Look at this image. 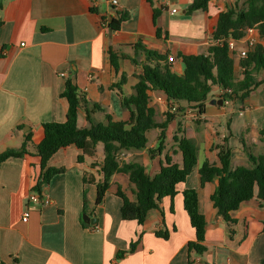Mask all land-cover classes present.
Returning a JSON list of instances; mask_svg holds the SVG:
<instances>
[{
	"label": "crops",
	"instance_id": "obj_1",
	"mask_svg": "<svg viewBox=\"0 0 264 264\" xmlns=\"http://www.w3.org/2000/svg\"><path fill=\"white\" fill-rule=\"evenodd\" d=\"M110 1L0 0V153L18 149L27 132L37 144L43 136L42 124L65 121L67 103L61 94L67 79L99 107L100 111L91 110L94 120L103 121L105 115L125 120L121 97L110 86L123 73L126 82L121 94H132L139 72L130 62L135 57L133 46L141 43L158 53L168 52L173 71L181 75L183 65L177 55L202 53L219 14L243 2L212 0L206 12L187 16L185 9L192 0H116L115 6ZM154 10L160 11L156 25ZM115 11H127L129 18L119 31L112 32L104 24ZM156 28L161 31L159 38ZM243 47L236 43V50ZM109 50L122 56L118 75L110 66ZM258 78L264 80V75ZM219 93L214 90L215 98L207 102L203 115L187 109L170 125L173 129L181 123L183 135L197 148V164L177 186L174 198H165L160 211H152L141 226L120 217L117 188L132 200L122 174L112 177L103 202L95 205L96 187L85 184L83 178L90 173L99 179L97 168L90 169V159L79 164L80 151L74 146L60 149L48 162V167L65 172L54 176L45 188L41 199L48 200L46 205L28 200L40 170L38 157L1 163L0 264H264V205L253 198L232 212L236 223L230 238L226 223L210 202L216 181L200 188L198 176L205 160L218 164L214 146L223 139L231 150L232 168L249 166L245 145L252 147L254 155L264 153V84L243 102L218 105ZM152 106L160 113L167 109L164 97L156 92ZM86 126L84 113L79 112L77 127ZM173 134L166 133L165 149L153 160L145 150L124 152L119 160L141 164L150 176L158 173L165 154L180 165ZM157 137L149 148L156 147ZM94 161H102L101 145ZM190 189L197 191L199 211L205 218L206 253L202 257L191 254L188 260L187 245L195 241V234L183 209L182 192ZM25 210L29 217L23 223ZM84 214L96 218V225L85 226ZM163 231L168 233L166 240L155 235ZM131 244H135L133 251L116 260L117 253L128 251Z\"/></svg>",
	"mask_w": 264,
	"mask_h": 264
},
{
	"label": "trees",
	"instance_id": "obj_2",
	"mask_svg": "<svg viewBox=\"0 0 264 264\" xmlns=\"http://www.w3.org/2000/svg\"><path fill=\"white\" fill-rule=\"evenodd\" d=\"M151 3V0H146ZM212 0H192L185 9L187 16L208 10ZM93 12V10H91ZM160 11L154 10L153 23L156 25ZM127 11H115L114 17L106 23L112 32L120 30L121 24L127 21ZM248 28H255L259 42L249 48L243 59L236 60L235 53L229 51L228 40L240 41L244 38ZM161 31L156 28V37ZM264 0H243L239 6L226 8L218 16L216 26L210 41L204 51L197 55H181L183 72L177 75L172 69L170 54L158 53L148 49L141 43L133 48L135 57L130 58L132 65L138 67L135 75L136 84L129 96L121 94V86L125 84V74H120L117 83L110 86L121 97V107L126 112V119L115 121L109 115L103 121H96L91 117V110L100 111L94 103L86 99L77 86L67 79L61 97L66 100L67 112L63 123L42 124V139L35 144L29 132L23 135V142L18 149H8L0 153V164L10 158H23L34 155L39 158V174L34 177L30 192L43 197L45 188L51 179L65 172V169L48 167L51 157L60 149L74 146L80 151L77 158L79 164L85 159L93 160L90 169L97 168L99 179L90 173H85V184L96 187L95 205H100L111 185L114 175L122 174L127 178L128 188L132 200L118 187L115 195L121 200L120 217L126 222H136L143 225L148 215L155 210L160 211L165 198L172 200L177 194V186L184 183L197 164V148L186 138L177 124L172 141L181 154L182 163L176 164L168 154L160 161V169L155 175H148L141 164L125 163L119 156L128 151H147L150 160L162 155L165 149L166 132L169 126L183 113L190 109L199 117L204 114L206 104L215 98L214 90L220 91L219 98L225 102L236 100L245 101L256 91L264 80L258 78L264 73ZM118 56L108 51L110 66L115 75L119 74ZM161 94L167 104L163 119L159 120V112L152 106V93ZM183 104L185 106H183ZM83 112L87 123L85 128L77 127L78 113ZM158 130L156 147L149 148L147 134ZM102 146V161L97 164V146ZM218 164L205 160L198 169L199 187L216 181V187L210 196V202L226 223L230 238L234 234L235 220L230 214L236 211L244 202L255 198L259 205H264V153L254 155L251 146H244L249 166H231V150L227 139L214 146ZM183 209L189 224L194 230L195 241L187 245L188 260L190 255L202 257L206 253L204 246L206 222L199 211L198 194L196 190L182 192ZM172 212V207H170ZM155 235L166 240V231L156 232ZM135 244H131L128 251L119 252L116 260L123 258L133 251Z\"/></svg>",
	"mask_w": 264,
	"mask_h": 264
},
{
	"label": "built area",
	"instance_id": "obj_3",
	"mask_svg": "<svg viewBox=\"0 0 264 264\" xmlns=\"http://www.w3.org/2000/svg\"><path fill=\"white\" fill-rule=\"evenodd\" d=\"M110 4L115 6L117 4L116 0H111ZM172 14L176 13V10H172L171 11ZM104 26H106V23L104 24ZM240 42L244 44V47L240 50H236V43ZM259 42L258 39V33L257 30L255 28H248L245 32V36L243 39H241L240 41H234V40H228L226 42L227 47L229 49L230 52L235 53V58L236 60L239 59H243L246 56V53L248 51L249 48L253 47L255 44H257ZM65 74H61V77H65ZM28 200L32 203H42L44 205H46L48 203V200L46 198L43 199H39L38 195L36 193H32L30 192V196L28 197ZM29 217V211L25 210L22 214V218L21 221L23 223H26Z\"/></svg>",
	"mask_w": 264,
	"mask_h": 264
},
{
	"label": "rangeland",
	"instance_id": "obj_4",
	"mask_svg": "<svg viewBox=\"0 0 264 264\" xmlns=\"http://www.w3.org/2000/svg\"><path fill=\"white\" fill-rule=\"evenodd\" d=\"M260 75H262V77H263V75H264V73H260ZM183 106H185L184 104H183ZM159 114H160V116H159V120H162L163 119V113H160L159 112ZM183 126H185V125H183ZM196 126V124L194 123V125L192 126V127H195ZM181 128H182V126H181ZM172 127L171 126H169V128H168V130H167V132L166 133H174L175 131H176V129H177V127H174L172 130ZM172 131V132H171ZM157 134H159V131L158 130H152V131H150L149 133H148V140H149V142H151V140L153 139V138H155L156 136H157Z\"/></svg>",
	"mask_w": 264,
	"mask_h": 264
},
{
	"label": "water",
	"instance_id": "obj_5",
	"mask_svg": "<svg viewBox=\"0 0 264 264\" xmlns=\"http://www.w3.org/2000/svg\"><path fill=\"white\" fill-rule=\"evenodd\" d=\"M222 103H223V101L221 99L217 100L218 105H222ZM82 221H83L85 226H95L97 223L96 218H90L88 215H85V214L82 216Z\"/></svg>",
	"mask_w": 264,
	"mask_h": 264
}]
</instances>
